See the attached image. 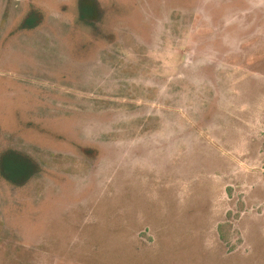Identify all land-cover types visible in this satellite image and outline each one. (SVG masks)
<instances>
[{
  "label": "rangeland",
  "instance_id": "374dc122",
  "mask_svg": "<svg viewBox=\"0 0 264 264\" xmlns=\"http://www.w3.org/2000/svg\"><path fill=\"white\" fill-rule=\"evenodd\" d=\"M11 149L0 264H264V0H0Z\"/></svg>",
  "mask_w": 264,
  "mask_h": 264
},
{
  "label": "trees",
  "instance_id": "16d2710c",
  "mask_svg": "<svg viewBox=\"0 0 264 264\" xmlns=\"http://www.w3.org/2000/svg\"><path fill=\"white\" fill-rule=\"evenodd\" d=\"M6 152H8V154L5 157L4 153ZM6 152H2L0 154V170L4 176L9 178V180L16 179L17 177L18 179L21 178L22 181H24L28 178V176L34 173V170L36 169L35 161L30 156L22 153L19 154L12 149ZM15 154H19V156L21 157V161L24 160V162L19 163L18 161L14 160V156L12 155Z\"/></svg>",
  "mask_w": 264,
  "mask_h": 264
}]
</instances>
